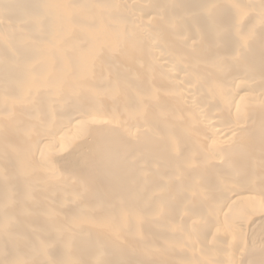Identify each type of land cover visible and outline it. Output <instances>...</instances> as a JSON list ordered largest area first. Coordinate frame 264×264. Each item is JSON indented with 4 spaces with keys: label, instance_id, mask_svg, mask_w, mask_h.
<instances>
[{
    "label": "bare ground",
    "instance_id": "obj_1",
    "mask_svg": "<svg viewBox=\"0 0 264 264\" xmlns=\"http://www.w3.org/2000/svg\"><path fill=\"white\" fill-rule=\"evenodd\" d=\"M0 264H264V0H0Z\"/></svg>",
    "mask_w": 264,
    "mask_h": 264
}]
</instances>
